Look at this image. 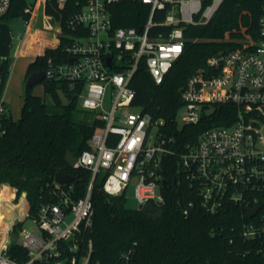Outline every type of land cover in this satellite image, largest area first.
<instances>
[{
  "label": "built area",
  "instance_id": "obj_1",
  "mask_svg": "<svg viewBox=\"0 0 264 264\" xmlns=\"http://www.w3.org/2000/svg\"><path fill=\"white\" fill-rule=\"evenodd\" d=\"M13 1L0 0V24L7 20ZM50 1L26 0L19 17L26 19L27 29L16 58L28 55L33 63L50 52L44 80L63 83L78 109L97 124L88 148L73 166L89 171L91 179L83 195L72 182H55L35 217L30 216L27 194L18 196L17 189L9 186L10 204L19 207V215L4 205L0 209L8 215L0 217V225L6 224L0 227V264H89L92 241H86V233L93 225L95 181L102 175L101 190L118 197L125 196L136 179L134 198L139 207L162 204L163 181L168 183L164 161L170 156L180 163L181 179L175 177V184L187 182L190 194L207 213L216 214L231 204L246 208L248 214L258 206L259 194L264 192V11L256 40L210 57L181 92L179 127L209 122L225 106L235 108L231 114L221 111L223 121L230 123L208 125L200 129L195 142L175 150L171 146L176 137L161 132L165 121L132 106L131 80L143 64L155 84L161 85L184 52L186 29L208 24L224 0H141L150 7L141 32L134 27L113 28L112 7L124 0H87L80 12L67 19L46 13ZM57 3L64 9L66 0ZM42 5L44 28L37 31L33 25ZM11 59H1L10 60V74ZM6 86L0 72V135L7 120H17L4 96ZM194 207L195 202H189L183 214L188 216ZM259 214L260 210L250 218L255 220L243 224L241 237L264 244V215ZM28 218L37 229L16 232ZM12 246L17 248L15 255L24 259L12 257Z\"/></svg>",
  "mask_w": 264,
  "mask_h": 264
},
{
  "label": "trees",
  "instance_id": "obj_2",
  "mask_svg": "<svg viewBox=\"0 0 264 264\" xmlns=\"http://www.w3.org/2000/svg\"><path fill=\"white\" fill-rule=\"evenodd\" d=\"M86 1L66 0L64 9H60L57 0H52L45 10L56 18L67 19L80 12ZM26 5V0H14L7 19L21 16ZM263 11L264 0H224L208 24L186 29L184 52L161 85H156L146 67L140 65L131 80L135 91L132 106L154 119L165 121L161 132L176 137L173 149L179 150L180 144L195 142L200 129L208 125L230 123L223 121L221 111L231 114L235 108L225 106L220 112L217 110L209 122L179 127L177 118L183 105L181 92L189 78L205 67L210 57L235 49L243 41L256 40ZM112 13L114 29L134 27L141 32L150 15V7L141 0H124L112 7ZM194 39L198 41L193 42ZM11 43V31L3 22L0 24V72L5 85L10 77L7 69L10 60L2 62L1 59L10 56ZM50 55L48 52L31 63L26 78L43 72ZM41 84L51 103L34 95L33 88H26L20 117L7 120L5 132L0 135V186L7 184L17 189L18 196L25 192L31 217L37 215L38 207L58 174L73 176L76 192L84 194L91 173L70 167L66 156L70 152L78 157L86 150L97 125L91 115L78 116L76 100L63 83L44 80ZM59 91L68 97L70 106L62 105ZM187 133L192 136L185 135ZM179 164L176 156L164 161L169 185L163 191L164 202L136 209L126 208L125 196L106 195L101 190L104 178L98 177L92 196L93 225L86 233V241H92L89 264H264V252L260 251L264 244L241 237L243 224L255 220L248 217L247 209L228 204L216 214L207 213L190 194L187 182L174 184L175 177L181 179ZM7 185L0 190V209L2 205L7 206L18 216L19 207L8 201ZM191 201L195 202V207L185 216L183 209ZM258 206L259 215H264V192L259 194ZM0 216L8 217L1 211ZM23 226L24 223H19L16 232ZM15 249L11 247L12 257L19 261L24 259L15 255Z\"/></svg>",
  "mask_w": 264,
  "mask_h": 264
},
{
  "label": "rangeland",
  "instance_id": "obj_3",
  "mask_svg": "<svg viewBox=\"0 0 264 264\" xmlns=\"http://www.w3.org/2000/svg\"><path fill=\"white\" fill-rule=\"evenodd\" d=\"M44 15H45L44 7L42 5L38 10L37 15L35 16L34 25H33V28L36 29L37 31L43 30L44 28V22H43ZM5 23L9 27L12 36L13 45L10 50V57L12 58L11 63L13 64L14 69L11 71L4 96L9 108L12 111L13 116L15 118H19L26 94L25 83L27 79L26 78L27 69L29 65L32 63L33 59L28 55H24L22 57L16 58L19 47L21 45L20 39L24 36L27 29L26 19L22 17H14L7 19ZM33 93L34 95L44 98L48 103H51L50 98L45 95L44 86L41 83L33 87ZM86 115L87 114H85L79 109L78 111L79 117L82 118L85 117ZM179 122L180 125H182V122L181 121ZM99 177L101 178L102 175H100ZM136 183L137 180L133 179L125 194L126 208L128 209H136L139 207L138 203L134 198V188L136 186ZM2 187L3 185L0 188ZM4 226H6V224L0 225L1 228ZM23 228L26 229L27 231L36 230L37 224L32 219L28 218L27 220H25V224ZM0 238H2L1 234H0ZM16 241L18 243L22 242L20 238H18Z\"/></svg>",
  "mask_w": 264,
  "mask_h": 264
},
{
  "label": "water",
  "instance_id": "obj_4",
  "mask_svg": "<svg viewBox=\"0 0 264 264\" xmlns=\"http://www.w3.org/2000/svg\"><path fill=\"white\" fill-rule=\"evenodd\" d=\"M71 62H73V60H71ZM108 65L111 66V60L110 59L108 60ZM44 79H45V73L44 72L34 73L26 79V83H25L26 88H33L35 85L42 83L44 81ZM58 95H59V98H60L62 105L64 107L70 106L71 102L63 91H59ZM202 117H204V115H202ZM66 161L70 167H73L74 163L76 161V157L72 153L69 152V153H67ZM73 179L74 178L71 175L58 174L55 178V182L57 184H60V185H66V184L71 183L73 181ZM175 183H176V180H174V184ZM163 187L165 190L168 189V183L166 180L163 181ZM139 208H142V206H140ZM259 210H260V206H256V207L248 210V217L253 218L259 212Z\"/></svg>",
  "mask_w": 264,
  "mask_h": 264
},
{
  "label": "crops",
  "instance_id": "obj_5",
  "mask_svg": "<svg viewBox=\"0 0 264 264\" xmlns=\"http://www.w3.org/2000/svg\"><path fill=\"white\" fill-rule=\"evenodd\" d=\"M16 119H18V118H16ZM2 185H7V184H2ZM7 186H9V185H7ZM8 191L10 192V198H9V200H8V201H12V198H13V193H12V191H11V189H10V188H8Z\"/></svg>",
  "mask_w": 264,
  "mask_h": 264
}]
</instances>
